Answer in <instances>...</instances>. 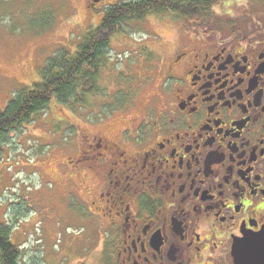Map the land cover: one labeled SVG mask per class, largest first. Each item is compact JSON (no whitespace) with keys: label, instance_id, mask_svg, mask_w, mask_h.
<instances>
[{"label":"flooded vegetation","instance_id":"flooded-vegetation-1","mask_svg":"<svg viewBox=\"0 0 264 264\" xmlns=\"http://www.w3.org/2000/svg\"><path fill=\"white\" fill-rule=\"evenodd\" d=\"M86 1L103 18L124 0ZM210 31L164 57L143 115L110 136L86 132L67 156L61 178L101 233L107 264H236L237 243L263 240L264 33Z\"/></svg>","mask_w":264,"mask_h":264},{"label":"rangeland","instance_id":"rangeland-1","mask_svg":"<svg viewBox=\"0 0 264 264\" xmlns=\"http://www.w3.org/2000/svg\"><path fill=\"white\" fill-rule=\"evenodd\" d=\"M87 5L86 0H0V111L40 79L55 53L74 50L84 31L101 22L102 14L90 13ZM201 20L213 34L236 28L264 33V0H218ZM197 27L168 11L128 21L111 40L100 88L88 95L85 107L54 99L2 144L0 223L10 226L25 264H107L101 233L61 178L67 156L78 153L86 132L110 136V129L143 115L159 94L164 57L185 35H202ZM99 119L107 120L98 126Z\"/></svg>","mask_w":264,"mask_h":264},{"label":"trees","instance_id":"trees-1","mask_svg":"<svg viewBox=\"0 0 264 264\" xmlns=\"http://www.w3.org/2000/svg\"><path fill=\"white\" fill-rule=\"evenodd\" d=\"M218 0H124L110 6L101 23L81 35L74 50L61 48L40 71V79L21 88L0 111L1 146L10 133L30 123L48 109L55 99L74 108L85 107L88 95L98 92L111 40L128 21L148 15L173 12L194 20L204 30L201 17L207 16ZM0 264H25L20 246L12 242L11 228L0 223Z\"/></svg>","mask_w":264,"mask_h":264},{"label":"water","instance_id":"water-1","mask_svg":"<svg viewBox=\"0 0 264 264\" xmlns=\"http://www.w3.org/2000/svg\"><path fill=\"white\" fill-rule=\"evenodd\" d=\"M261 237L256 238L251 235L247 236L242 242L237 243L234 246V257L236 264H255L254 254L258 249L254 248L258 240L262 241L259 251H263L264 248V229L261 232Z\"/></svg>","mask_w":264,"mask_h":264}]
</instances>
